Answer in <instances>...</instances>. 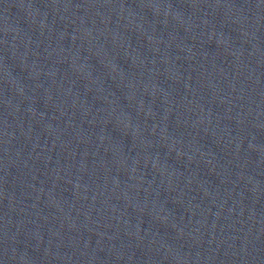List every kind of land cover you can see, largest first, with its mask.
Segmentation results:
<instances>
[{"label": "water", "instance_id": "1", "mask_svg": "<svg viewBox=\"0 0 264 264\" xmlns=\"http://www.w3.org/2000/svg\"><path fill=\"white\" fill-rule=\"evenodd\" d=\"M0 264H264V0H0Z\"/></svg>", "mask_w": 264, "mask_h": 264}]
</instances>
